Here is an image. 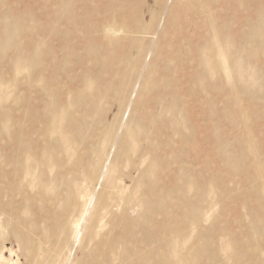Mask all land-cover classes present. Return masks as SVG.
I'll return each instance as SVG.
<instances>
[{
	"label": "bare ground",
	"instance_id": "6f19581e",
	"mask_svg": "<svg viewBox=\"0 0 264 264\" xmlns=\"http://www.w3.org/2000/svg\"><path fill=\"white\" fill-rule=\"evenodd\" d=\"M33 1L38 2L40 7H32ZM163 1L188 9L200 3L199 0ZM262 3L263 0H251L250 8L245 9L241 15L234 16L235 21H242L243 25L223 31L217 25V12L208 6L211 2H202L201 25L207 34L201 41L197 58L203 66L207 83L200 86L199 90H195L198 86L194 83L190 95L197 101L193 104L210 105L205 114L206 126L202 128L194 114L188 110L185 89L180 86L170 92L165 89L157 95V100L162 104L160 118L150 111L148 105L142 107L143 110L135 107L144 113L143 116L148 113L152 115L149 122L152 130L143 137H137L146 142V145L138 150L135 158L126 160V169L122 170L119 180H113L111 175L121 170L122 165L118 161L127 156L124 152L128 146L126 134L120 137L117 143L119 148L111 155L117 138L112 126L103 135V142L94 146L87 145V141H95L97 132L82 135V146H77L74 134L67 132L66 137L71 138L74 143L70 147L61 145L60 136L54 137V133L58 131L57 125L47 121L40 130V138L48 141L50 137L49 145H36L30 138L25 139L23 132L8 129L10 118L7 114L3 115L0 109V117H3L0 121V190L9 193L8 203L0 199V226L2 227L4 218L13 220L23 209L45 217L43 222L46 232L51 233L50 238H58V243L51 245L50 241L48 256L42 264H66L69 256L77 250L82 251V256H78L74 264H243L242 248H251V242L247 238L254 239L255 231L245 229L248 235L246 237V234L237 232L231 226L217 232V224H209L216 206L225 205L226 195L222 193L226 192V188L220 187L221 178L215 172L218 164L208 165L207 152L214 145H219V154L231 164L217 125L210 122L213 112L221 119L235 111L245 130H248L249 119L245 112L250 105L247 108L239 96L245 92L244 89L234 85L243 80L239 67L242 54L252 53L249 65H252L254 58L264 61V7H258ZM127 4L130 5L131 2L102 0L99 8L95 0H0V108L12 95L19 100V94L23 91L27 92L25 97L28 99L36 97L40 102L49 100L48 103L53 104L72 98L88 114H94L95 111L99 114L98 127L107 123L104 112H98L100 108L96 105L104 96L107 97L101 93L105 86L107 91L118 85L120 90L116 93L122 91L120 101L123 104L133 93H137L136 105L141 107L138 102L145 96L143 90L137 91L134 73L121 81L120 70L116 67L118 57L121 59L120 63L130 68V64L133 67L144 66V59L150 53L153 63L163 61L168 64V84H176L185 79L187 75L182 68L189 63L186 60L188 55H182L184 64L180 67L166 57L160 43L150 51L147 44L151 43L153 46L157 34L141 23L137 26L138 34L131 35L124 48L117 46L121 40L117 36H111L102 23L111 20V16L107 17L110 9L116 10L121 18L129 16ZM80 8L91 14L96 22L93 23L90 18L83 19L79 14ZM53 13L57 18L55 15L48 17ZM137 17L140 18L139 15ZM231 20L232 18H223L225 23ZM188 22L193 23V18L188 19ZM127 29L133 31L129 27ZM177 33L180 39L190 35L189 31L182 28ZM163 35L167 38L168 32ZM73 39L87 43L80 48L77 43L71 42ZM98 50H102L103 54L97 55ZM189 52L192 53V50ZM133 53L137 56L134 57ZM234 54H237L236 59ZM101 68V83L91 84L94 70ZM156 70L155 66L149 67L152 75ZM106 77L112 82L105 80ZM102 80H105V86H102ZM113 80H118L119 84H114ZM217 81L222 83L218 84ZM78 82L83 84L80 90L72 88ZM225 82L231 85L229 90L225 89ZM11 89L15 93L9 94ZM83 93L93 95L96 103L87 104L89 100L83 97ZM224 95L235 97L236 109L232 110V106H229L233 103L232 97L222 102L223 108L216 105L217 100ZM25 97L21 99L25 100ZM151 100H155L157 105L156 99ZM45 104L46 102L41 106L43 112L55 110L50 103ZM179 107L181 109L176 114ZM37 111L39 110L32 109V113ZM172 116L180 118L172 120ZM68 119L69 123L64 126V131L68 127H79L82 122L74 120L72 114ZM159 121L172 129H162ZM182 121L189 122L191 132L184 129ZM20 124L21 122H16L17 126ZM246 139L251 141L252 137L247 135ZM110 144L113 147L110 148ZM79 149L83 152L78 154ZM247 149L251 151L252 158H261V153L254 144L250 143ZM149 154L153 156V162L142 170ZM48 155L54 160L50 161ZM165 155L173 160L164 162ZM245 159L246 155L238 161L244 162ZM56 168L53 178L51 174ZM243 171L246 178L253 175L250 174L252 171ZM137 172L138 176L135 175ZM154 172L156 175L148 178ZM55 180L59 187L57 190L53 187ZM125 181L129 183L128 187L124 186ZM212 181L215 191L207 186ZM18 190L23 192L20 201L14 197ZM64 190L67 192L64 210L70 211V214L67 218L47 222L46 218L51 219L52 210L45 208L46 203L50 199L56 201ZM106 190L110 191L111 196L108 198H105ZM128 191L132 195L128 196ZM253 191L261 208L251 210V214L260 227H263L264 181L263 184L259 182ZM192 192H195L197 199L191 196ZM211 192H214L217 201L209 200ZM176 193L181 198L172 204L175 210L171 211L168 196ZM95 195L96 203L91 206L90 201ZM99 202L108 208L111 205V208H106L107 219L95 207ZM158 215L162 216L161 219H158ZM184 222H188L186 227L181 225ZM99 223L101 227L106 225L108 228L101 232L93 231L92 227H97ZM263 242L264 239L260 240V244L264 245ZM31 253L40 254L44 259L41 248L31 250ZM258 255L257 249L253 250L250 254L252 261L257 260Z\"/></svg>",
	"mask_w": 264,
	"mask_h": 264
},
{
	"label": "rangeland",
	"instance_id": "374dc122",
	"mask_svg": "<svg viewBox=\"0 0 264 264\" xmlns=\"http://www.w3.org/2000/svg\"><path fill=\"white\" fill-rule=\"evenodd\" d=\"M131 2L128 5V10L130 11V15L127 17H122L118 15L117 11L114 9H110L109 16H111V20L107 22H103L102 25L104 29L111 35L117 36L118 40H121L117 45L119 48H124L127 45V40L131 35L138 34L137 26L138 24L145 25L148 29H153V31L157 34L155 37L154 45L151 43H146L147 48L151 51L154 49L159 43L163 45L164 54L168 59H171L173 62L177 63V66L182 67L184 62H182V55L187 54L186 58L187 62L182 71L187 75L185 79L176 84H168V76L170 74L169 66L166 62L159 61L153 63L154 60L150 59V53L145 57V65L144 66H135L133 67L130 64V68L127 65L120 63L121 59H116V64L121 73V81L125 80L129 77L131 73H134V79L137 81L138 87L137 91L143 90L145 96L141 102H138L141 107H137L136 98L137 93H133L130 96L129 100L126 103H122L120 98L122 97V91L116 93L120 90V87L116 85L111 90L106 91L105 80H108L109 83L112 82L110 78H105L102 80V86H105V89L101 91L104 96V99L100 102H97L92 98L93 95L84 94L89 102H86L89 105L92 103H96L99 105V111L104 112L105 121L107 122L102 126V128L98 129L100 126L98 125L99 114H88L85 109H81L72 98H66L59 103H50V106L55 110H44L41 109V106L49 104L47 100L44 102H40L36 97H31L30 99L26 98L27 92L23 91L19 94L20 98L15 99V95H12L6 104H3L0 108L2 110V114H7L10 118L8 122V129L19 130L24 133L25 139L30 138L32 143L36 145L48 146L50 137H48V141L43 138H40V130L44 127L47 121L54 122L57 125L58 131L54 133V137L60 136L61 145H66L73 147L74 143L71 138H67V132L73 133L76 140L77 146H82V137L91 135L92 133H96L95 141H91L90 139L87 141V145L90 146L97 145L98 142H103L102 137L105 135L111 126L113 127L112 131L114 135L117 134L116 143L114 146V152L112 150L111 155H114L118 150L119 146L117 145L118 140L124 134L127 135L128 146L124 149V152L127 156L124 158H120L118 162H120L121 170L114 172L111 177L113 180H119L122 176V170L126 169L125 162L128 159L135 158L138 150L140 148L145 147L146 142L141 139H137V137H143L148 133H151L152 128L149 125L150 117L152 116L150 113L143 116L144 113L141 110H137L136 108L146 107L147 105L150 107V111H153L157 116L161 115L162 104L157 100V95L162 93L165 89L167 91L175 90L179 86L185 89V99L188 103V110L194 114V117L198 124L203 128L206 125L205 114H207L210 109L209 104L199 103L198 105L193 104V102H197L190 95V90L194 89V83L198 86L195 90H199V87L207 83V78L205 77V71L203 66L200 64L197 58L198 52L201 50V41L204 39L207 31L201 25V10H202V2H206L207 4L211 2V5H208L210 9L217 12L219 18L217 20L218 27L227 31L229 28H236L243 25L242 21H235L234 16H239L242 12L250 8L252 4H250L251 0H199V4L194 6L193 8H185V6H177L172 5L171 2L165 3L163 0H129ZM97 6L101 8L102 0H95ZM38 2L33 1L32 7L39 8L40 5ZM80 5V4H79ZM81 6V5H80ZM258 7H264V0L261 5ZM79 14L83 19L90 18L93 23L96 20L89 13H85L83 8L79 9ZM57 18L56 14L48 16ZM137 15L140 16L137 17ZM193 18V23L188 22V19ZM223 18H232V20L228 23L223 22ZM133 29L131 32L127 28ZM182 28L183 30L189 31L190 35L185 39L179 38V33H177L178 29ZM168 32L167 38L164 37V32ZM144 35V34H143ZM142 36V34H141ZM89 38V37H87ZM148 40V38H147ZM71 42L77 43L81 48L87 42L83 40L73 39ZM186 43V46H185ZM244 48V45H242ZM89 48V44L87 49ZM192 50V53L189 51ZM240 51H238L239 53ZM247 53V52H244ZM103 54L102 50L97 51V55ZM235 55V59L237 58V54ZM133 56L136 57L137 54L133 53ZM239 56V55H238ZM252 57V53L242 54L241 60L239 62V67L241 76L243 80L240 83L235 82L234 87L238 85L239 88L244 89L245 92H242L239 96L243 99L247 108V112H245L246 117H248V130H245L243 123L241 122L238 114L235 111H231L230 114L222 116L219 119L216 115V112H213L210 116L211 124L217 125L218 132L222 135L225 142V150L229 154V159L231 160L229 164L228 160H225L219 154V145L218 147L214 145V148L208 150L209 161L210 163H217L215 172L221 178L220 187L223 186L226 188V192L222 193L226 195L225 197V205L216 206V210L211 216V223L217 224V232L224 227H233L236 228L237 232L241 234H246V230H254L255 238L250 239L248 235L247 239L251 242L250 247L242 248V256H243V264H264V250L263 244H260V240L264 239V226L260 227V225L255 221V218L251 214V210L256 208H261L258 200L256 199V193H254L253 189L257 186V184L262 183L264 181V61L257 60L254 58L252 65H249V58ZM180 63V64H178ZM192 63V64H190ZM155 66L157 69L156 72L152 75L149 71V67ZM133 67V68H132ZM132 68V69H131ZM103 68L94 70L91 84H100V74L102 73ZM110 70V66H109ZM222 75L224 72L221 70ZM201 76V77H200ZM211 81L213 79L211 78ZM165 85H163V83ZM114 84H119L118 80H113ZM218 84L222 82L217 81ZM83 84L81 82L75 83L72 85V88L80 90ZM8 87L12 88L9 84ZM6 86V87H7ZM225 89L229 90L230 84L224 83ZM181 89V88H180ZM95 90V87H93ZM182 90V89H181ZM183 91V90H182ZM9 94L15 93L13 89L9 90ZM7 92V93H8ZM89 92L90 91L89 88ZM184 92V91H183ZM6 93V95H7ZM16 93H18L16 91ZM79 93H81L79 91ZM116 93V94H115ZM114 94V95H113ZM26 98L25 100L21 98ZM233 99V103L229 106H232L231 109H236L235 97L233 95H224L219 100H217L216 105L219 108H223L222 102L228 100L229 98ZM152 98L156 99L157 105H155V100H151ZM253 98V99H252ZM219 101V103H218ZM235 101V102H234ZM63 102V103H62ZM151 104V106H150ZM67 107L68 110L66 109ZM51 108V109H52ZM32 109H37V113H32ZM60 109V110H59ZM175 111L176 114L179 113V110ZM58 110V111H57ZM143 110V109H142ZM3 111H6L3 113ZM72 114V118L74 120H82L79 127H68L66 131H64V126L69 123V117ZM68 116V118H67ZM209 116V115H208ZM172 120L179 119L180 117L172 116ZM3 117H0V121ZM160 118V116L158 117ZM115 121V123H113ZM16 122H21L20 126L16 125ZM112 124H115L113 126ZM182 126L187 132H191V125L188 121H182ZM159 127L162 129L169 131L172 129L169 126H164L161 121H159ZM62 131V132H60ZM83 135V136H82ZM250 135L252 137L251 141H247L246 137ZM2 135H0V138ZM46 138V137H45ZM67 139V141H66ZM211 139V138H209ZM206 140V139H205ZM250 143L254 144V146L261 153L260 159L252 158L247 148ZM205 145V143H204ZM110 148L113 147L111 144ZM83 152L82 149L78 150V154ZM225 152V151H224ZM72 153V151H71ZM242 154L246 155V159L244 162L238 161L241 158H244ZM48 159L53 161V157L48 155ZM170 156H164V162H171ZM153 162V156L149 154L147 156V160L142 166V170L148 168L149 164ZM176 166V163L174 164ZM244 170V171H243ZM57 168L53 171L51 176L55 178V172ZM245 171H252V176H248L246 178L244 176ZM156 172L150 173L149 177H153ZM136 176L139 173H135ZM231 175V176H230ZM209 182L208 189L214 188L215 184ZM124 186L128 187V182L125 181ZM53 187L57 190L58 183L57 180L53 182ZM107 195L105 198L110 197V191L106 190ZM163 193V191H162ZM23 192L18 190L15 194L16 200H22ZM128 196L132 195L130 191L127 192ZM195 192H192L191 196H194ZM209 195V194H208ZM144 196V195H142ZM95 195L91 199V206L96 203ZM158 197V195H157ZM67 192L64 190L57 200L50 199L49 202L46 203L45 208H50L52 213L51 219L46 218V221H56L58 219L67 218L70 214V211L64 210L66 205ZM181 196L176 194L169 195L168 201L170 204H174L176 201H180ZM197 199V196L193 197ZM0 199L5 200L7 203L9 202V193L4 192V190H0ZM210 201H215L216 197L214 192H211L209 195ZM217 201V200H216ZM102 213V217L105 216L107 219V209L108 207L105 204L99 202L96 206ZM111 208V205L110 207ZM108 208V209H109ZM171 211H174L175 208H170ZM19 210H17V213ZM190 214V213H187ZM158 219H161L162 216H157ZM45 218V217H44ZM43 216L35 215L33 211L23 209L18 213V216L13 220L11 218H4L2 227L0 226V264H42L45 261V257L48 256V248L52 243H58V238L53 237L50 238V234L48 231L46 232V225L43 222ZM37 220V222L35 221ZM173 221V220H172ZM208 224V223H207ZM259 226H258V225ZM183 227L188 225V222L181 223ZM108 226L99 225L93 226L92 230L95 232H101L102 230H106ZM246 229V230H245ZM170 230H168V234ZM170 236V234H169ZM50 238V239H49ZM241 240V238H239ZM243 241V240H242ZM221 242L224 243L221 239ZM264 243V242H263ZM244 244V243H243ZM33 248V249H32ZM41 248L42 255H44V259L40 257V254H33L31 250H38ZM57 249L59 247L57 246ZM257 249L259 258L257 260L251 259V252ZM236 251V250H235ZM82 251L77 250L76 253H72L66 264H74V261L78 259V256H82ZM232 263V260H229ZM260 262V263H259ZM47 264V263H45ZM201 264V263H200Z\"/></svg>",
	"mask_w": 264,
	"mask_h": 264
}]
</instances>
